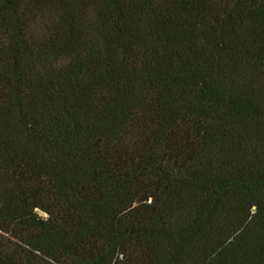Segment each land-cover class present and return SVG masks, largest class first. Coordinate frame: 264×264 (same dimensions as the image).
I'll return each mask as SVG.
<instances>
[{
    "label": "trees",
    "instance_id": "trees-1",
    "mask_svg": "<svg viewBox=\"0 0 264 264\" xmlns=\"http://www.w3.org/2000/svg\"><path fill=\"white\" fill-rule=\"evenodd\" d=\"M0 264H264V0H0Z\"/></svg>",
    "mask_w": 264,
    "mask_h": 264
},
{
    "label": "rangeland",
    "instance_id": "rangeland-1",
    "mask_svg": "<svg viewBox=\"0 0 264 264\" xmlns=\"http://www.w3.org/2000/svg\"><path fill=\"white\" fill-rule=\"evenodd\" d=\"M39 213L44 216V214L42 212L39 211Z\"/></svg>",
    "mask_w": 264,
    "mask_h": 264
}]
</instances>
